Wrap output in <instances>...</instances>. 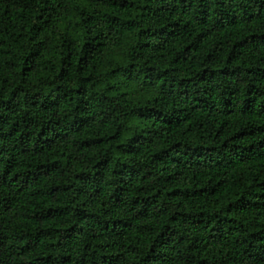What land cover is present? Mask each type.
Masks as SVG:
<instances>
[{
	"label": "trees",
	"instance_id": "obj_1",
	"mask_svg": "<svg viewBox=\"0 0 264 264\" xmlns=\"http://www.w3.org/2000/svg\"><path fill=\"white\" fill-rule=\"evenodd\" d=\"M0 264H264V0H0Z\"/></svg>",
	"mask_w": 264,
	"mask_h": 264
}]
</instances>
